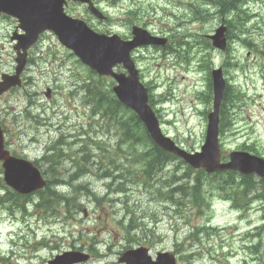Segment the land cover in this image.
<instances>
[{"label":"rangeland","instance_id":"1","mask_svg":"<svg viewBox=\"0 0 264 264\" xmlns=\"http://www.w3.org/2000/svg\"><path fill=\"white\" fill-rule=\"evenodd\" d=\"M244 2L245 13L240 9L233 11L232 7L227 13L230 54L218 53L204 43L206 35L212 34L220 24L215 15L224 10L220 0H99V8L109 17L107 22L91 17L80 4L72 5L69 12L105 33L130 36V26L136 23L158 36L171 38V46L165 48H140L136 59L145 83L153 90L154 107L162 117L164 133L187 150H198L204 143L205 113L211 110L210 105L200 101L207 91L209 78V71L202 66L203 58L211 56L212 69L237 63L229 68L226 77L234 89L244 92L245 102L230 110L231 124L221 135V146L226 153L250 146L264 157V0ZM132 9L136 10L130 15ZM13 28L12 20L0 22L3 61L0 76L11 66ZM32 57L40 60L34 68L35 73L26 75V80L35 81L34 87L0 97V116L4 119L9 143L19 155L37 160L45 153L47 143L57 148V155L63 153L61 166L54 170H46L45 159L38 161L45 166L46 169L42 168L50 181L56 178L53 172L68 176L70 185L63 187L62 182L56 181L55 188L59 194L65 193L63 199H71L78 192L76 199L70 201V208L77 203L81 206L71 213L65 214V208L62 214L55 215L54 211L59 209L53 207L46 211L49 214H44L29 206L26 214L10 205L9 208L17 209L13 214L8 210L13 219L8 221L7 213L0 217V254L8 260L5 264H46L59 253L78 249L93 255L88 264H119L126 250L140 246L150 248L152 253L178 252L179 264H247L248 260L260 264L264 260V236L258 249L252 250L250 246L258 245L260 238L247 235L257 234L256 228L264 227V197L252 200L248 207L242 208L244 212L240 211L233 200L236 190L232 187L227 191L218 190L216 185H222L226 178L216 175L212 176L216 185H211L209 180L208 186L206 183L204 186L207 203L211 202L208 210L185 208L171 198L161 202L157 195L163 191L158 185L177 182L176 175L184 179L179 183L193 185V176L197 175L190 173L186 166L176 171L174 167L178 162L166 168L159 178L153 172L144 175L137 156L150 146L133 148L130 143L122 142L121 115L107 124V120L102 119L103 106L96 105L95 97L85 89V84L91 83L92 89L101 92L111 82H99L53 34L45 37ZM47 86L56 89L54 101L43 95ZM45 111L48 115L56 113L52 123H45L41 116ZM39 120L37 130L32 124ZM24 124L27 125L25 129ZM61 134L73 145L62 147V152L57 146ZM89 137L104 144H95ZM81 147L91 150L92 158H85L89 161L84 162L90 173L74 178L79 170L78 162L71 159L72 163L65 155L75 154ZM127 156L136 159L135 163L130 159L122 163L121 159ZM90 164L97 165L89 167ZM105 169L113 173L125 169L124 185H119V181L113 187L117 189L119 185L118 192L105 194L109 190L105 183L111 181L101 180ZM81 185L95 194V198L85 190H78ZM255 194L251 192L249 198ZM1 195H5V191L0 186ZM173 198L183 200L179 194ZM207 225L215 231L207 230ZM11 238L17 242L13 244Z\"/></svg>","mask_w":264,"mask_h":264},{"label":"water","instance_id":"2","mask_svg":"<svg viewBox=\"0 0 264 264\" xmlns=\"http://www.w3.org/2000/svg\"><path fill=\"white\" fill-rule=\"evenodd\" d=\"M13 1V2H12ZM48 7L38 6L34 0H25V5L19 0H0V8L5 7L7 10L19 15L22 23L25 22L28 39L35 38L41 31L50 28L57 29L61 41L69 48L75 50L77 55L87 64L97 67L101 73H111L109 66V58L112 55L110 46L106 43L107 40L101 39L91 32L82 24H74L75 22L67 21L62 15V3L64 0H49ZM66 22H71L70 24ZM68 29V33H64L61 27ZM55 27V29H54ZM20 61V60H19ZM24 62H20L18 73L24 66ZM120 82V86L115 88L120 99L126 104L136 108L146 121L150 131L156 140L160 139L161 146L170 152H174L190 163L195 168H204L208 173H214L221 170H238L244 174L257 172L264 176V161L248 154L232 155V162L229 164H220V152L218 147V121L217 115L212 114L210 117V136H208L206 146L203 148L202 154L194 156L188 155L179 151L170 140L162 137L158 131V124L154 119L153 114L146 106V101L141 96V86L135 77L130 82L128 79H123L116 76ZM18 84V81L12 79L5 82V87H11ZM0 160L5 161L6 181L20 193H30L43 186V181L31 164L23 161L11 159L3 150V139L0 130ZM140 251L129 252L122 261L127 264H135L136 257ZM138 260L137 264H175V260L171 254H159L158 262H153L151 258ZM141 257V256H140ZM85 260L79 256H73L70 261L58 259L53 264H69Z\"/></svg>","mask_w":264,"mask_h":264},{"label":"trees","instance_id":"3","mask_svg":"<svg viewBox=\"0 0 264 264\" xmlns=\"http://www.w3.org/2000/svg\"><path fill=\"white\" fill-rule=\"evenodd\" d=\"M117 104H118V103H117ZM118 107H121L120 104H119ZM163 155H166V154H164V153H162V152H161V153L158 152V154H157V156H158L159 158H163V157H164ZM166 156H167V158L170 157V155H166ZM156 160H157L156 162L161 163V162H163V161H165V160H167V159L163 158V159H156ZM229 174H230V176H231V175L234 176L233 173H229ZM226 176H228V174H227ZM200 180H201L200 177H196L195 180H194L195 185H194L192 188H189L187 184L184 185V188H187V189H186L187 191H188L189 189L192 190V191L189 192L187 195H188V196L191 195V196L194 198V203H195L196 205H199V204H201V203L204 202V201H203V198L201 197V193H200L201 188H202V184H201ZM250 180H251L250 178L246 179V181H245V187H246V188H248V186H249V185H248V182H249ZM228 185H229L230 187H232L233 189H239V186H237V185H235L234 183H232L231 181H229V179H225L222 185L219 184V186H220L221 188H223V189L228 188ZM188 188H189V189H188ZM56 194H59V193L56 192ZM69 203H70V201H69Z\"/></svg>","mask_w":264,"mask_h":264},{"label":"bare ground","instance_id":"4","mask_svg":"<svg viewBox=\"0 0 264 264\" xmlns=\"http://www.w3.org/2000/svg\"><path fill=\"white\" fill-rule=\"evenodd\" d=\"M43 139V138H42ZM48 144V143H47ZM151 177V176H150ZM193 180V179H192ZM186 181V180H185ZM187 183V182H186ZM32 207V206H31Z\"/></svg>","mask_w":264,"mask_h":264}]
</instances>
